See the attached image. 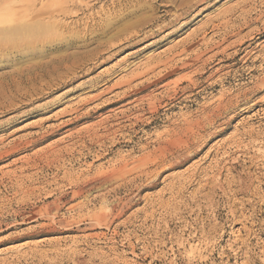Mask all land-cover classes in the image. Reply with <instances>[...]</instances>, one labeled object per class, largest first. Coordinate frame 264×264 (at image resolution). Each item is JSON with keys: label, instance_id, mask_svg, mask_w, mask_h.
I'll return each mask as SVG.
<instances>
[{"label": "rangeland", "instance_id": "1", "mask_svg": "<svg viewBox=\"0 0 264 264\" xmlns=\"http://www.w3.org/2000/svg\"><path fill=\"white\" fill-rule=\"evenodd\" d=\"M166 1L0 0V264H264V0ZM210 111L196 156L96 183Z\"/></svg>", "mask_w": 264, "mask_h": 264}, {"label": "bare ground", "instance_id": "2", "mask_svg": "<svg viewBox=\"0 0 264 264\" xmlns=\"http://www.w3.org/2000/svg\"><path fill=\"white\" fill-rule=\"evenodd\" d=\"M161 1V0H160ZM166 1V0H165ZM175 1V0H174ZM192 1V0H191ZM195 1V0H194ZM167 2V1H166ZM169 2V1H168ZM177 2V1H176ZM191 3H193V2H191ZM176 4V3H175ZM189 1L187 0V2H186V0L185 1H180L179 2V4L177 5L178 7H180L181 9H183L184 11V13H187V6H189ZM196 4V3H195ZM207 5V4H206ZM148 7V6H147ZM177 7V8H178ZM191 8H193V6L191 7ZM120 9V8H119ZM176 9V8H175ZM194 9H195V5H194ZM193 9V10H194ZM228 9H232L233 10V8H228ZM178 10V9H177ZM190 10V9H189ZM231 10V11H232ZM236 10V9H235ZM177 12V11H176ZM179 12H180V10H179ZM225 12V11H224ZM223 12V13H224ZM226 12H229V10H226ZM222 13V14H223ZM190 14V13H189ZM172 15V14H171ZM175 15V14H174ZM183 15V13H178V14H176L175 15V17H174V21L176 22H178V19L180 18V16H182ZM221 15V14H220ZM226 15H228V14H226ZM185 16V15H184ZM221 16H223V15H221ZM173 17V16H172ZM183 17V16H182ZM220 17V16H219ZM221 18V17H220ZM154 19V18H153ZM173 19V18H172ZM171 19V20H172ZM221 19H224V17L223 18H221ZM181 21V20H180ZM184 22L185 21H183V23L182 24H184ZM164 23V22H163ZM167 23V22H166ZM169 23H171V22H169ZM181 23V22H180ZM179 23V24H180ZM228 23V22H227ZM161 24V23H160ZM171 24H173V23H171ZM178 24V23H177ZM158 25V24H157ZM164 25V24H163ZM163 25H162V27H163ZM170 25V24H169ZM185 25V24H184ZM220 25V24H219ZM160 26V25H159ZM165 26H167V24H165ZM181 26V25H180ZM180 26H178V27H180ZM231 26V25H230ZM235 27V26H234ZM158 28V27H157ZM172 28H174V27H172ZM181 28V27H180ZM159 29V28H158ZM160 31V30H159ZM226 31V30H225ZM138 35V34H137ZM197 36V35H196ZM64 44V43H63ZM39 47V46H38ZM229 47V46H228ZM193 48V47H192ZM222 52V51H221ZM201 53V52H200ZM219 53H220V51H219ZM217 54V53H216ZM215 54V55H216ZM198 55V54H197ZM191 56V55H190ZM169 60H171V59H169ZM173 60V59H172ZM171 60V61H172ZM206 63V62H205ZM176 64V63H175ZM165 66V65H164ZM171 66V65H170ZM222 66H224V65H222ZM221 66V67H222ZM61 68V67H60ZM179 68V67H178ZM219 68V67H218ZM150 69V68H149ZM53 70H54V67H53ZM141 73V72H140ZM139 73V74H140ZM138 75V74H137ZM136 75V76H137ZM141 75V74H140ZM144 75V74H143ZM191 77V76H190ZM189 77V78H190ZM154 78V77H153ZM264 78V77H263ZM182 79V78H181ZM129 82H130V80H128ZM259 82V81H258ZM260 86L261 87H263L264 86V80H260ZM130 84V83H129ZM167 85V84H166ZM165 85V86H166ZM164 86V85H163ZM221 86V85H220ZM258 86V85H257ZM260 86H258V90H259V88L260 89H262ZM253 87V86H252ZM166 88V87H165ZM255 88V87H254ZM254 88L252 89L253 90V93H254ZM168 90V89H167ZM174 90V89H173ZM187 90V89H186ZM136 91V90H135ZM257 91V90H256ZM249 92V91H248ZM233 93V92H232ZM235 93V92H234ZM250 93V92H249ZM224 94H225V92H224ZM228 94V93H227ZM239 94H240V92H239ZM222 95V94H221ZM242 95H244V94H242ZM245 95H248V94H245ZM252 95V94H251ZM219 96H220V94H219ZM225 96V95H224ZM221 97V96H220ZM219 97V99H222V98H220ZM248 97V96H247ZM235 98V97H234ZM245 98V97H244ZM243 98V99H244ZM142 99V98H141ZM233 99V98H232ZM232 99H229V98H223L222 100H221V105L220 106H223V109H224V107L227 109V108H229L228 106H232V104L234 103L233 101H232ZM249 99V98H248ZM215 100H216V98H215ZM242 100V99H241ZM218 101V100H217ZM246 101V100H245ZM252 101V100H251ZM213 102V101H212ZM219 102V101H218ZM240 102V101H239ZM217 103V102H216ZM241 103H243V102H241ZM246 103V102H245ZM249 103V102H248ZM247 103V104H248ZM256 103V102H255ZM238 103H236V105H237ZM213 105H215V104H213ZM240 105V104H239ZM203 106V105H202ZM230 106V107H231ZM235 106V105H234ZM244 107L243 108H245V105H243ZM205 107H206V105H205ZM214 107V106H213ZM212 107V108H213ZM233 107V106H232ZM231 107V108H232ZM204 108V107H203ZM221 109V107H219L218 106V109ZM236 108V107H235ZM234 108V109H235ZM240 108V107H239ZM197 109V108H196ZM217 109V108H216ZM233 109V108H232ZM233 109V110H234ZM186 110V109H185ZM205 110V109H204ZM210 110V109H209ZM231 110V109H230ZM242 110V109H241ZM150 111V110H149ZM153 111V110H152ZM202 111H203V109H202ZM206 112V111H205ZM221 112V111H220ZM227 111L225 110V113H226ZM194 113V112H193ZM203 113V112H202ZM208 113V112H207ZM230 113V112H229ZM232 113V112H231ZM184 114V113H183ZM201 114V113H200ZM220 114H222V112L221 113H219V114H217V113H215L214 111H210V114H209V116H206V118L205 119H203V122L202 121H200V119L198 120V121H192V120H188L187 118V121H185L186 122V124H187V130H185V131H183V129L185 128H183V126H179V127H174V128H172V134H171V136H172V139H170V141L168 140V141H166V139H165V141L166 142H163L164 141V139L162 140V141H160V143H159V146L157 147V149H155V151H153V152H150L149 154H148V156L146 155V157H144V158H138V159H135L134 161L132 160V162H130L129 160V162L127 161V162H125V163H123L122 165H120V166H117L116 168H114L112 171H108V170H106V172L104 173L103 172V174H102V176H101V178L96 182V183H98V185L100 184V186L102 187V186H104L103 188H107V187H109V186H111L112 184H114L116 181H118V179H120L122 176L124 177V175H131V174H133V173H135V172H140L141 174H145V175H147V176H149V175H151V174H153V170L150 168V165L148 164V162H147V159L149 160V159H151L152 158V162L154 163V165L156 166V169L157 168H164L163 166L165 165L166 166V161L168 160V157L170 156H172L173 154L175 155V153H180L179 154V157H180V160H185V161H187L188 160V158L189 157H192V156H196V154L198 153V151L200 150V148L198 149V147L197 148H195L198 144L200 145V143H198L196 146H195V144H194V142H195V139L197 138L196 136H197V130L196 129H198V128H200L201 130L207 125V124H211V126L213 125V123L215 124V122L217 121V119H220L218 116H221ZM78 115V114H77ZM208 115V114H207ZM234 115V114H233ZM143 116V115H142ZM185 117H186V115H184ZM188 116V115H187ZM194 117V116H193ZM201 117H202V115H201ZM223 117V119H224V116H222ZM228 117V116H227ZM195 118V117H194ZM197 118V117H196ZM230 118V117H229ZM192 119V118H191ZM151 120V119H150ZM193 120H195V119H193ZM206 120V121H205ZM73 121V120H72ZM224 121V120H223ZM226 121V120H225ZM74 122V121H73ZM183 122V121H182ZM183 124H185V123H183ZM220 124V123H219ZM147 125V124H146ZM179 125V124H178ZM222 125V124H221ZM174 126H176V125H174ZM186 126V125H185ZM209 127V126H208ZM208 127H206V128H208ZM213 127V126H212ZM225 128V127H224ZM170 129V128H169ZM222 129V128H221ZM199 130V129H198ZM54 131V130H53ZM169 131V130H168ZM203 131V130H202ZM169 134V135H170ZM199 135V134H198ZM206 135V134H205ZM42 136V135H41ZM44 136V135H43ZM203 137V136H202ZM169 139V138H168ZM199 139H200V137H199ZM40 139L39 138H35L34 139V141H31L32 142V144H34V143H37L38 141H39ZM30 142V143H31ZM40 142V141H39ZM29 143V142H28ZM195 143H197V142H195ZM201 147V146H200ZM145 153V152H144ZM177 156V155H176ZM178 157V158H179ZM172 159V158H171ZM174 160V159H173ZM173 160H171V161H173ZM176 161H178V160H176ZM173 162H175V161H173ZM181 161H179V163H180ZM184 162V161H183ZM170 163H172V162H170ZM176 163V162H175ZM178 163V164H179ZM169 164V163H168ZM167 164V165H168ZM171 165V164H170ZM173 165V164H172ZM152 166V165H151ZM154 166V167H155ZM175 166V165H174ZM167 167H170V166H167ZM168 169V168H167ZM159 170H161V169H159ZM157 172V171H156ZM99 173V172H98ZM139 173V174H140ZM144 175V176H145ZM154 175H155V173H154ZM79 176V175H78ZM125 176V177H126ZM136 176V175H135ZM134 176V177H135ZM157 176H158V174H157ZM92 177H94V176H92ZM156 177V176H155ZM128 178V177H127ZM136 179V178H135ZM154 179H156V178H154ZM88 180V179H87ZM77 181V180H76ZM79 182V181H78ZM78 182H76V183H78ZM95 183V182H94ZM93 183V184H94ZM151 183V182H150ZM154 183H155V181H154ZM154 183H151V184H146L144 187H154ZM81 184V183H80ZM88 185V184H87ZM92 185V184H91ZM116 185V184H115ZM84 186V185H83ZM83 186H78L79 187V190H78V192L79 193H83L84 192V188H83ZM118 186V185H117ZM143 186V185H142ZM88 187V186H87ZM92 187V186H91ZM96 187V186H95ZM94 187V188H95ZM143 187V188H144ZM88 188H90V187H88ZM87 188V189H88ZM94 188H92V189H94ZM98 188V187H97ZM100 188V187H99ZM118 189H119V187H117ZM91 189V188H90ZM141 189V188H140ZM85 190H86V188H85ZM112 190V189H111ZM77 191V190H76ZM110 191V190H109ZM114 191H116V188H114ZM112 192V191H111ZM88 195V194H87ZM97 195V194H96ZM107 196V195H106ZM97 199L98 198H93V199H91V201H97ZM126 199V198H125ZM99 200V199H98ZM124 200V199H123ZM127 200V199H126ZM113 201V200H112ZM83 202V201H82ZM127 202H129V201H127ZM121 204H119L120 205V207H119V205L118 204H111L110 206H109V213H106V212H104V211H102L101 213H99V214H95V215H93V219H95L96 221H98V222H101L102 220H104V219H106L107 218V216L111 213H113V217L114 218H119V217H121V215L123 214V211H124V209H125V206H126V203H125V201L124 202H120ZM52 206H51V208H49V210H48V212L47 213H51V212H53V216H55L56 215V213H57V211H58V209H59V207H58V205L57 204H51ZM70 205H72V204H70ZM130 205V204H129ZM134 205V204H133ZM78 206V205H77ZM76 206V207H77ZM103 206V205H102ZM101 206V207H102ZM107 206V205H106ZM128 206V205H127ZM126 206V207H127ZM100 207V208H101ZM105 209V208H104ZM79 210V209H78ZM99 210V209H98ZM31 213V212H30ZM46 213V212H45ZM125 213V212H124ZM38 214V213H37ZM88 216V215H87ZM33 217V216H32ZM91 217V216H90ZM84 218V217H83ZM92 218V217H91ZM82 219V218H81ZM198 230V229H197ZM45 232V231H44ZM47 232V231H46Z\"/></svg>", "mask_w": 264, "mask_h": 264}, {"label": "snow or ice", "instance_id": "3", "mask_svg": "<svg viewBox=\"0 0 264 264\" xmlns=\"http://www.w3.org/2000/svg\"><path fill=\"white\" fill-rule=\"evenodd\" d=\"M125 6L128 11L140 10L144 7L141 0H125Z\"/></svg>", "mask_w": 264, "mask_h": 264}]
</instances>
